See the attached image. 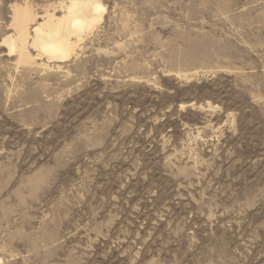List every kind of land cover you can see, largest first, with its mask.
<instances>
[{"label":"rangeland","instance_id":"1","mask_svg":"<svg viewBox=\"0 0 264 264\" xmlns=\"http://www.w3.org/2000/svg\"><path fill=\"white\" fill-rule=\"evenodd\" d=\"M0 264H264V0H102L45 70L2 45Z\"/></svg>","mask_w":264,"mask_h":264},{"label":"bare ground","instance_id":"2","mask_svg":"<svg viewBox=\"0 0 264 264\" xmlns=\"http://www.w3.org/2000/svg\"><path fill=\"white\" fill-rule=\"evenodd\" d=\"M62 13L34 12L28 5L15 6L13 32L3 36L2 45L31 68L61 67L77 54L86 37L103 21L102 0H61Z\"/></svg>","mask_w":264,"mask_h":264}]
</instances>
